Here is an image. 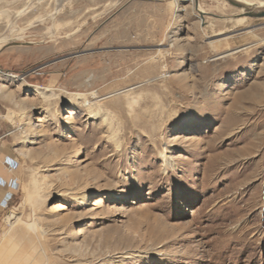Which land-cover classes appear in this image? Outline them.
<instances>
[{"label": "rangeland", "instance_id": "1", "mask_svg": "<svg viewBox=\"0 0 264 264\" xmlns=\"http://www.w3.org/2000/svg\"><path fill=\"white\" fill-rule=\"evenodd\" d=\"M26 1L0 0V37L45 41L0 45L19 76L0 73L19 176L0 264H264V18L226 0H198L201 19L194 0ZM20 81L55 89L48 108Z\"/></svg>", "mask_w": 264, "mask_h": 264}, {"label": "bare ground", "instance_id": "2", "mask_svg": "<svg viewBox=\"0 0 264 264\" xmlns=\"http://www.w3.org/2000/svg\"><path fill=\"white\" fill-rule=\"evenodd\" d=\"M39 1L40 0H37V3ZM240 1L248 2V3L258 2L259 4H262V5L264 4V3H262L261 0H240ZM26 2H27L26 6H28L32 2V0H27ZM61 5H62V3H60V0H58V5H57L58 9L59 8L61 9ZM199 5H198L196 11L198 12L199 18L201 19V18H204L203 14L206 13V12ZM15 15H17V13L12 15V16H10V21L7 24V27L9 28V32H13V33H17L18 34V33L23 32V29L19 28L15 24V22L13 21L14 18H15ZM242 18H244V17H242ZM68 23H70V22H68ZM206 24H207V22H206ZM63 25H65V23ZM59 26H60V23H56V24H54L52 29L48 28L47 29L48 30V36L49 37H55L54 30L57 27H59ZM10 38H13V37H7V38L0 37V40L6 41L7 39H10ZM3 44H4V42H2L0 45H3ZM0 73H2L3 75H6L8 77H12L14 79H18V77H19L17 74H10V73L5 74L4 72H1V71H0ZM86 82L88 84V80ZM56 89H58V88H56ZM18 90L36 91L39 94V98L41 99V100L39 99L40 100V104L45 106L46 108H48V106L52 103L51 101L53 100V97L55 96V93H54L55 89L53 90V88L51 89L48 86H46V85H44L43 83H40V82L26 83V82L20 81V85L18 86ZM67 94H68V97H70V99H72V100H74L76 102V104H78L80 106H83V109L87 113L89 118H93V117L98 116V115H101L103 120H105L107 118L108 111L105 108H102L100 100L96 99L95 97H92V98L89 99L86 96V94L83 93V92H69ZM92 95L94 96V94H92ZM33 103L35 104L36 102H33ZM34 119H37V117H34ZM107 124H108L109 127L110 126L112 127L111 122L108 121ZM116 134H115L114 129H112L110 131V133H109V136H108L109 139L114 140L115 146L118 145V141L116 140ZM7 218L10 221L11 224L15 223L18 220V218H16L13 215H8Z\"/></svg>", "mask_w": 264, "mask_h": 264}, {"label": "crops", "instance_id": "3", "mask_svg": "<svg viewBox=\"0 0 264 264\" xmlns=\"http://www.w3.org/2000/svg\"><path fill=\"white\" fill-rule=\"evenodd\" d=\"M4 133L1 131L0 126V218L3 214V211L1 209V203L5 196L9 193H13V198L16 195L17 191L19 190V184L18 188L16 189L17 184L14 182V179H18L19 183V176L17 170H9L6 165L3 163L5 159H15L13 154L6 150L4 147L3 142Z\"/></svg>", "mask_w": 264, "mask_h": 264}, {"label": "water", "instance_id": "4", "mask_svg": "<svg viewBox=\"0 0 264 264\" xmlns=\"http://www.w3.org/2000/svg\"><path fill=\"white\" fill-rule=\"evenodd\" d=\"M229 4L234 6L239 10V13L236 14L237 17H248L253 19H260L264 18V4H259L258 2H243L240 0H226ZM262 3H264V0H261ZM195 2V9H197L198 0H194ZM4 42V44L1 47L5 46H12V45H41L45 43V41H26V42H20L19 38H10L6 41L0 40V44ZM0 47V48H1ZM9 72H5V74H8Z\"/></svg>", "mask_w": 264, "mask_h": 264}, {"label": "built area", "instance_id": "5", "mask_svg": "<svg viewBox=\"0 0 264 264\" xmlns=\"http://www.w3.org/2000/svg\"><path fill=\"white\" fill-rule=\"evenodd\" d=\"M6 167L9 169V170H17L18 169V162L16 161V159H5L4 162H3ZM14 182L17 184L16 186V189L18 188V179H14ZM13 200V193L12 192H9L5 198L3 199L2 203H1V209L4 212H6V210L9 209L10 205H11V202ZM4 215L2 214L1 215V218H0V238H1V231H2V227H1V222L3 221V217Z\"/></svg>", "mask_w": 264, "mask_h": 264}]
</instances>
